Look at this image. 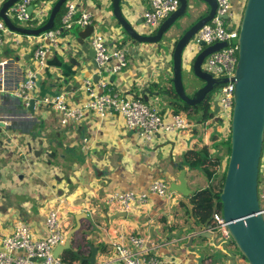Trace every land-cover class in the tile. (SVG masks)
<instances>
[{
	"label": "crops",
	"instance_id": "0c3cea01",
	"mask_svg": "<svg viewBox=\"0 0 264 264\" xmlns=\"http://www.w3.org/2000/svg\"><path fill=\"white\" fill-rule=\"evenodd\" d=\"M74 1L80 11L92 12L93 34L102 33L110 47H124L128 51L127 68L108 78L113 89L143 101L146 96L148 103L159 99L163 113L168 114L171 110L166 96L153 85L170 87L173 77L170 45L175 43L177 32L183 33L209 13L208 5L200 0H189L188 14L168 33L162 44L140 45L126 36L113 17L112 0ZM231 2L236 20H239L246 0ZM149 3L150 0H123L122 3L126 18L140 33L148 32L142 16ZM35 42L32 37L20 35L15 40L8 36L0 48V79L8 88L18 79L19 68L25 72L32 65ZM82 50L76 36L63 37L59 48L47 59L50 74L74 70L77 75L69 79L70 86L77 82L82 84L88 78L98 82V69L90 61H86L82 69L74 65L72 54ZM86 58L83 54L74 61L80 63ZM58 64L65 67L60 69ZM184 67V73L193 74L192 66L185 61ZM53 83L44 74L43 84L49 88ZM190 83L192 88V80ZM192 90L193 93L196 91L195 88ZM19 99L16 94L0 96V123L7 128L4 145L0 147V233L9 235L19 221H25L37 238H43L48 212L64 201L65 218L71 219L68 235L77 227V219H82V231L74 239L73 247L76 250L82 248L86 258L91 255L89 244L98 248L99 263L119 264L114 263L116 253L111 241L120 233H131L156 244V249L151 252L158 254L165 264H249L235 246L218 243L222 238L210 234L207 235L209 239L196 237V234L204 233V227H198L189 217L182 206L184 196L179 192H175L172 200L151 196L149 202L135 213L119 210L106 215V197L110 193H147L156 181H165L170 187L178 185L182 170L186 172L187 187L192 193L208 187L209 183L205 187L197 185L196 173L204 175L189 169L184 156L189 151L208 148L212 154L220 151L225 163L227 150L222 151V144L229 135L220 129V123L211 118L203 124L193 123L194 127L187 132H162L153 142H146L136 131L129 130L119 115L101 118L88 113L82 121L62 126L57 112L43 109L39 104L34 112H30ZM84 100L82 89L67 93L69 105L83 104ZM209 125L214 127L211 133L208 132ZM262 182L264 188V180ZM87 211L93 213L95 223L86 217ZM120 215L125 216L118 217ZM86 222L95 224L96 232L85 226ZM207 258L209 262H206ZM74 264L81 263L78 260Z\"/></svg>",
	"mask_w": 264,
	"mask_h": 264
},
{
	"label": "built area",
	"instance_id": "2783aa9c",
	"mask_svg": "<svg viewBox=\"0 0 264 264\" xmlns=\"http://www.w3.org/2000/svg\"><path fill=\"white\" fill-rule=\"evenodd\" d=\"M8 0H0V10ZM217 10L213 19L198 31L185 50L184 61L192 66L196 57L205 49L218 43L226 46L210 54L203 63V70L219 80L228 81L219 86V99L215 101L213 120L220 123L230 136L231 122L234 109L235 82L238 56V38L241 17L236 20L232 10L231 0H215ZM56 0H18L8 10L7 15L17 25L24 24L23 28L36 29L43 26L50 16ZM33 7L32 13L29 9ZM65 12L61 17L59 26L56 25L49 31L42 33L35 39V49L32 52V65L23 72V79L15 94L24 102L25 107H30V101L39 96L36 87L38 75L44 76L47 68L48 57L59 48L61 39L67 35L77 36L78 33L90 26H94V16L88 10H79L74 0L65 4ZM180 7L179 0H150L149 8L143 13V21L148 32L153 34L160 25ZM225 17L229 18L224 19ZM232 24L233 28L228 30ZM95 27V26H94ZM13 36L17 40L20 35L10 31L0 18V48ZM20 45L19 41H16ZM91 48L96 53L99 81L92 78L84 80L81 89L84 92L83 104L69 105L67 94L59 96L47 95L36 101L35 109L39 104L43 109L53 110L60 115V124L66 126L70 123L82 121L88 113L105 118L109 114L121 116L129 130L136 131L139 137L146 142H153L162 132H187L194 127L184 114H174L170 111L164 114L160 100L148 103L142 99L131 98L115 91L109 82L110 75L120 74L128 66V51L126 48H112L102 33L93 34L89 41ZM204 43L205 47L201 44ZM214 127L209 125L208 132ZM175 192L170 191L167 182H154L147 193L135 191H114L106 197V212L114 213L119 210L127 214L137 212L146 205L151 196H158L172 200ZM264 198V195H263ZM262 200V197H261ZM60 201L56 208L50 210L46 216V235L37 238L31 225L19 221L13 232L9 235L0 233V264H64L62 255L56 257L55 249L64 245L68 239L67 227L63 207ZM87 214L90 212L87 211ZM213 223L203 228V232L225 240L231 239L227 229L223 212H215ZM108 236V233L106 232ZM116 253L114 263L119 264H165L159 255L151 252L156 249V244L144 237L131 233H120L111 241ZM97 264H106L98 263ZM110 264V263H107Z\"/></svg>",
	"mask_w": 264,
	"mask_h": 264
},
{
	"label": "water",
	"instance_id": "95a60500",
	"mask_svg": "<svg viewBox=\"0 0 264 264\" xmlns=\"http://www.w3.org/2000/svg\"><path fill=\"white\" fill-rule=\"evenodd\" d=\"M17 1L8 0L5 2L0 10V18L10 31L27 37H38L55 26L58 14L69 0H56L48 21L36 29L19 27L9 18L7 12ZM200 1L208 5L209 13L175 40V46L172 51L173 77L171 80L175 93L184 103L194 107L200 105L210 94L216 93L215 101H217L220 95L218 92L219 86L228 81L227 79H216L203 70L205 59L210 54L225 47L226 44L218 43L205 47V44L202 43L201 45L205 49L196 57L191 67L194 77L202 83V86H196V91L192 95L186 92L183 78L185 50L198 31L213 19L217 10L215 0ZM179 2V9L160 25L155 34L149 32L140 33L135 30L122 11L123 0H112L113 17L126 36L134 43L158 45L164 42L163 40L166 39L168 33L178 26L180 20L188 14L189 0H179ZM29 11L32 13L33 7H30ZM224 19L229 20L227 17ZM232 28L233 26L230 24L228 30ZM93 32L94 26H90L78 33L77 42L83 46V50L72 54V61L76 68L80 66L82 69L83 64L86 61H90L92 66L98 69L96 53L89 43ZM238 47L239 60L236 76L233 80L235 82V96L230 131L231 152L220 197L227 229L241 255L249 264H264V209L259 197L260 169L262 161H264V0H246L239 28ZM83 54L86 55V59H83L80 63L74 61L77 57H83ZM48 65L53 66V64ZM57 66L60 69L65 67L64 65L61 66V64ZM44 72L46 77L54 83L47 88L43 84L42 75H38L36 87L39 89V96L30 101V107L28 108L30 112H34L36 101L47 95L55 97L61 93L67 94L81 89V82H77L75 86H70L69 84V79L77 75L74 70L73 72L66 70L64 73L52 75L49 69L46 68ZM22 79L23 71L21 68H19L18 79L13 86L8 88L5 81L0 79V96L6 93L14 96L15 91L20 87ZM62 85L66 86V88H63ZM143 99L148 102L146 96ZM18 101L22 104L20 99ZM6 130V125L0 123V147L4 145L3 139L6 136ZM185 177L186 172L182 170L179 178L180 184H172L170 191L179 192L184 196L182 203L188 206L193 217V206L189 201L192 191L188 189ZM92 214L89 213L86 217L89 216L90 220L95 223V220H92ZM106 215L108 216L107 212ZM122 216L125 215L118 217ZM81 220L77 219V227L70 232L66 243L55 249L54 254L59 257L63 253L71 251L81 264H97L98 248L89 244L91 255L86 258L82 255V248L76 250L73 247L76 243L73 238L81 229ZM209 234L211 235V233ZM197 235L199 238H210L205 232L196 234V237Z\"/></svg>",
	"mask_w": 264,
	"mask_h": 264
},
{
	"label": "trees",
	"instance_id": "16d2710c",
	"mask_svg": "<svg viewBox=\"0 0 264 264\" xmlns=\"http://www.w3.org/2000/svg\"><path fill=\"white\" fill-rule=\"evenodd\" d=\"M65 5L62 7L58 14L55 25L59 26L62 15L65 12ZM243 13V12H242ZM171 87H160L158 84L153 85L156 90L166 96L168 107L174 114H184L191 122L195 124H203L206 120L213 118L214 106H215V94H210L206 99L197 107L190 106L184 103L175 93L172 80H170ZM222 151L227 150V159L224 163V156L220 151H216L214 154L210 152L208 148L196 149L189 151L184 156V163L189 169H196L203 173L204 177L208 181V187L197 190L190 196V202L193 206V217H190V211L185 204L182 206L188 212L190 218L195 220V224L198 227H207L213 223L212 217L215 212H221L223 205L221 202V193L223 191L226 171L228 166V160L231 152V137L222 144ZM224 164V169L222 170ZM262 167V166H261ZM263 183V182H262ZM261 188V169L259 177V197L261 198L263 193V187ZM262 207L264 208V198L261 200ZM77 235L74 236V239ZM231 244L235 245L232 239ZM237 248V247H236ZM238 249V248H237ZM63 260L66 264H74L78 261L75 254L71 251L63 254Z\"/></svg>",
	"mask_w": 264,
	"mask_h": 264
},
{
	"label": "rangeland",
	"instance_id": "374dc122",
	"mask_svg": "<svg viewBox=\"0 0 264 264\" xmlns=\"http://www.w3.org/2000/svg\"><path fill=\"white\" fill-rule=\"evenodd\" d=\"M18 25L19 26H23L24 24H21V23H18ZM182 34V32H177L176 33V35H175V38H176V40L180 37V35ZM21 36H24V35H21ZM25 37V36H24ZM175 43H173V44H171L170 46H171V52L173 51V49H174V45ZM183 78H184V84H185V88H186V92H187V94H192L193 93V88H195L196 86L197 87H200V86H202V83L199 81V80H197L195 77H194V75L193 74H191V75H187L186 73H184L183 74ZM191 80H192V88L190 87V82H191ZM170 87H171V85H169ZM215 95H216V93H215ZM170 110V109H169ZM199 171V170H198ZM203 179V180H202ZM204 177L202 176V175H200V174H198V173H196V182H197V185L198 186H203V187H205L207 184H208V182H207V180L205 179V181H204ZM201 180H202V183H201ZM264 180V161H262V167H261V190H262V181ZM263 193H264V189H263ZM262 198H263V196H262ZM53 208H56V205H54V207ZM52 208V209H53ZM51 209V210H52ZM190 217H191V214H190ZM67 221H66V223H69L70 222V217L69 216H66V218H65ZM189 220H191V219H189ZM90 226V229L92 230V232H96V229H95V224H88L87 222H86V225L85 226ZM84 226V227H85ZM81 231H82V229H80L79 231H78V233H81ZM203 242H208V240H203ZM220 242H222V243H225V244H231V240L229 239V240H223V239H219L218 240V243H220ZM234 246V245H233ZM234 250L236 251V249L234 248ZM206 262H209V259L207 258V260H206ZM64 264H66L65 262H64Z\"/></svg>",
	"mask_w": 264,
	"mask_h": 264
},
{
	"label": "flooded vegetation",
	"instance_id": "af4514ba",
	"mask_svg": "<svg viewBox=\"0 0 264 264\" xmlns=\"http://www.w3.org/2000/svg\"><path fill=\"white\" fill-rule=\"evenodd\" d=\"M218 92H219V88H218Z\"/></svg>",
	"mask_w": 264,
	"mask_h": 264
},
{
	"label": "bare ground",
	"instance_id": "6f19581e",
	"mask_svg": "<svg viewBox=\"0 0 264 264\" xmlns=\"http://www.w3.org/2000/svg\"><path fill=\"white\" fill-rule=\"evenodd\" d=\"M263 208V207H262ZM264 209V208H263Z\"/></svg>",
	"mask_w": 264,
	"mask_h": 264
}]
</instances>
